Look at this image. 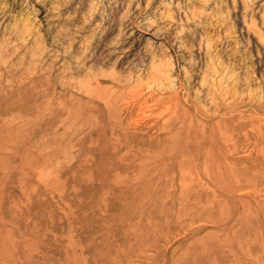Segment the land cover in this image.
I'll return each mask as SVG.
<instances>
[{"label":"rangeland","instance_id":"rangeland-1","mask_svg":"<svg viewBox=\"0 0 264 264\" xmlns=\"http://www.w3.org/2000/svg\"><path fill=\"white\" fill-rule=\"evenodd\" d=\"M0 264H264V0H0Z\"/></svg>","mask_w":264,"mask_h":264}]
</instances>
